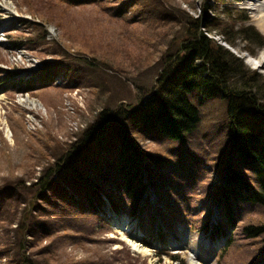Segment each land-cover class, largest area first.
Segmentation results:
<instances>
[{"label":"trees","instance_id":"obj_1","mask_svg":"<svg viewBox=\"0 0 264 264\" xmlns=\"http://www.w3.org/2000/svg\"><path fill=\"white\" fill-rule=\"evenodd\" d=\"M56 1L69 7L95 6L98 11L105 0ZM126 1L130 9L144 0ZM127 6L117 7V13L126 14ZM179 12L167 11L160 21L163 25L167 19L172 24L179 23L186 37L177 55L159 72L146 101L136 106L120 103L110 110L104 109L76 141L56 155L36 181L26 186L24 179H8L0 186V264H101L93 262L90 256L83 263L72 258L63 260L55 236L64 233L66 242L86 245L99 229L110 230V219L119 215L136 218L145 244L151 247L157 239L163 248L178 239L181 223L195 215L197 221L190 220L192 227L204 231L212 243L225 239L224 250L234 242L246 245L252 258L244 264H264V221L246 222L244 214L246 207L264 208V95L261 96L253 75L245 76L246 80L240 82L242 86L230 87L226 75L234 68L227 60V51L212 47L206 34H198L201 16L193 18ZM210 22L209 27L216 29L222 25L223 33L231 34L225 33L229 29L226 22ZM33 23L43 29L42 22ZM249 28L260 35L253 26ZM45 33L43 30L39 39H46ZM67 35L86 43V55L98 50L84 39ZM229 38L225 41L231 43ZM179 50L185 53L178 55ZM66 57L76 58L71 54ZM79 58L96 70L101 64L108 66L107 61L99 65ZM67 64L64 66L60 60L45 62L43 68L30 72L28 78L16 79L11 86L23 93L52 86L60 71L70 69L71 63ZM7 80L0 75V87L14 81ZM196 91L207 96L219 93L227 101L233 139L229 169L218 185L204 182L195 187L191 175L183 179L168 173V169L178 172L174 162L160 158L163 150L158 153L143 145L145 141L161 144L173 140L185 144L192 138L202 119L200 104L192 96ZM20 190L29 199L21 215L19 208L24 202ZM170 256L175 262L186 264L180 254Z\"/></svg>","mask_w":264,"mask_h":264},{"label":"rangeland","instance_id":"obj_2","mask_svg":"<svg viewBox=\"0 0 264 264\" xmlns=\"http://www.w3.org/2000/svg\"><path fill=\"white\" fill-rule=\"evenodd\" d=\"M102 4L97 11L95 6L69 7L56 0H0V75L14 79L8 86L0 87V186L8 179H24L28 186L104 109L110 110L120 103L136 106L146 100L159 72L177 55L186 37L179 23L172 24L167 19L162 24L161 17L167 11H183L193 18L201 16L198 34H206L212 47L224 48L234 68L226 75L227 84L240 87L245 76L253 75L261 96L264 95V66L258 65L264 58V31L256 20L257 9L264 5V0H144L130 9L126 0H105ZM121 5L127 6L126 14L117 13ZM32 17L45 23L42 30L31 21ZM212 19L220 24L226 22L229 29L225 33L231 34H224L222 25L216 29L209 27ZM248 26H253L260 35H255ZM43 30L44 40L39 39ZM67 34L84 39L98 50L84 54L86 43L70 39ZM228 37L231 43L225 41ZM33 42L39 45L32 46ZM184 53L179 50L178 55ZM67 54L76 58L70 59ZM79 57L99 65L107 61L108 66L89 68ZM56 60L64 66L71 64L68 71H60L54 85L24 94L12 87L16 79L28 78L31 71L43 68L45 62ZM28 96L36 98L37 103L23 102ZM192 96L202 112L192 138L185 144L173 140L161 144L145 141L143 145L158 153L163 150L160 158L174 162L178 172L168 169V173L171 171L183 179L191 175L195 187L203 186L204 182L218 185L229 169L233 139L229 133L227 101L219 93L207 96L196 91ZM202 191L200 188L199 192ZM22 192L20 215L29 205ZM244 214L246 222L264 221V208L259 205L246 207ZM194 218L189 216L181 223L178 239L165 248L157 239L152 247L145 244L137 219L126 217L123 221L115 216L110 219L111 229L106 232L99 229L86 245L66 242L64 233H60L55 236L56 246L63 260L72 258L80 263L90 256L93 262L101 264H174L170 254L176 252L186 264H192V257L203 264H244L252 258L249 247L238 242L225 250L209 243L207 235L192 227L190 220L197 221ZM131 239L145 244L150 252L142 254L132 249Z\"/></svg>","mask_w":264,"mask_h":264},{"label":"bare ground","instance_id":"obj_3","mask_svg":"<svg viewBox=\"0 0 264 264\" xmlns=\"http://www.w3.org/2000/svg\"><path fill=\"white\" fill-rule=\"evenodd\" d=\"M5 6H7L4 3ZM259 15L257 16L256 20H257V24L258 26L264 31V5L261 4L260 7H258L257 9ZM259 66H264V58H262V60L260 61V63L258 64ZM22 101H28L30 104L35 105L37 103V99H32L31 97L28 96L24 97V99H22ZM7 131L10 132L9 128L7 129ZM130 244L133 246L134 250L138 251L139 253H144L147 254L150 252V249H148L145 245L131 239L129 240ZM191 263L192 264H203L201 261L196 260L195 258L192 257L191 259Z\"/></svg>","mask_w":264,"mask_h":264}]
</instances>
